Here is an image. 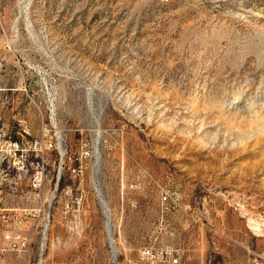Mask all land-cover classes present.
I'll list each match as a JSON object with an SVG mask.
<instances>
[{
  "label": "rangeland",
  "instance_id": "1",
  "mask_svg": "<svg viewBox=\"0 0 264 264\" xmlns=\"http://www.w3.org/2000/svg\"><path fill=\"white\" fill-rule=\"evenodd\" d=\"M0 101L3 203L40 204L27 198L32 171L7 194L18 159L4 144L28 142L34 158L51 110L67 133L59 191H85L76 225L57 224L48 249L38 235L0 264H133L167 245L180 264H264V0H0ZM98 135L102 161L84 159L80 181L69 155ZM45 157L53 170L60 154ZM168 187L186 209L161 223Z\"/></svg>",
  "mask_w": 264,
  "mask_h": 264
},
{
  "label": "built area",
  "instance_id": "2",
  "mask_svg": "<svg viewBox=\"0 0 264 264\" xmlns=\"http://www.w3.org/2000/svg\"><path fill=\"white\" fill-rule=\"evenodd\" d=\"M1 106L2 102L0 101V108ZM117 130L113 127H108L101 129V132L111 135L115 146H122L118 134L113 135ZM24 131L28 133L27 130ZM41 133L40 139L35 140L34 143L36 152L34 158H31L28 153L30 150V146H27L28 142L9 137L4 144L10 151H14V155L18 159L17 173L9 178L7 194L16 191L21 180L32 171L29 183L33 191L29 192L27 198L30 199L33 196V199L38 200L40 204L6 206L3 203L4 196L2 191H0V229L3 232L2 242L0 243V257L9 251H14L18 255H26L30 250L31 243L38 235L42 249H48L51 237H46V230H52L57 224L69 226L74 222L76 225L79 222L77 217L83 210L84 189L67 186L59 191L61 181L66 174L67 165L63 159V152L64 144L67 141V133L61 127L55 111H50L49 123L42 124ZM102 141L103 138L98 135L95 139H91V148L82 150L78 155H69L70 160L79 163L75 167H68V171L73 177H77L82 181L84 159H87L93 165L101 163L99 147ZM52 148H56L60 158L54 161V163L58 162V165L53 170H50L47 166L49 161L45 157V152L47 149ZM47 185H49V189L45 191V186ZM91 185L101 203L105 217L104 225L108 227L109 241L110 243H117L115 220L107 201L103 197L98 172L92 176ZM131 186H134V184L132 183ZM63 192L66 195L65 198L60 195ZM121 195L122 199H124L123 189L121 190ZM183 198V193L175 187H168L161 194L159 216L161 223H170L168 220L169 216L173 217L176 212L185 211L186 205L183 203ZM36 212H43L44 225L35 226ZM181 258V250L172 245L159 248L146 246L141 250L138 262L133 264H180Z\"/></svg>",
  "mask_w": 264,
  "mask_h": 264
},
{
  "label": "bare ground",
  "instance_id": "3",
  "mask_svg": "<svg viewBox=\"0 0 264 264\" xmlns=\"http://www.w3.org/2000/svg\"><path fill=\"white\" fill-rule=\"evenodd\" d=\"M252 223V222H251ZM258 228V227H255V229Z\"/></svg>",
  "mask_w": 264,
  "mask_h": 264
}]
</instances>
